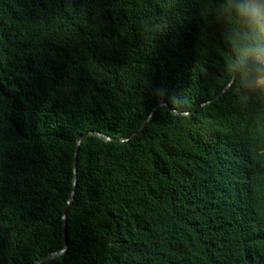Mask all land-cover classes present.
<instances>
[{
	"label": "trees",
	"instance_id": "trees-1",
	"mask_svg": "<svg viewBox=\"0 0 264 264\" xmlns=\"http://www.w3.org/2000/svg\"><path fill=\"white\" fill-rule=\"evenodd\" d=\"M257 55L264 0H0V264H264V64L198 108Z\"/></svg>",
	"mask_w": 264,
	"mask_h": 264
},
{
	"label": "water",
	"instance_id": "water-1",
	"mask_svg": "<svg viewBox=\"0 0 264 264\" xmlns=\"http://www.w3.org/2000/svg\"><path fill=\"white\" fill-rule=\"evenodd\" d=\"M261 62L264 64V57L262 55H257V56H253L247 60L244 61V63L238 68L237 72L235 73V75L233 76L231 82L215 97L213 98L212 100L210 101H207L205 103H202L198 106L199 107H202L210 102H213L215 100H217L220 96H222L226 91L227 89L231 86L235 76L237 75V73L243 69V67L250 63V62ZM159 106H166L168 110H170L171 112L173 113H178L175 109H171L169 107V105L165 102V101H160L152 110L151 112V115L156 111V109L159 107ZM181 114H184V115H188L189 112H181ZM151 115L149 116V118L151 117ZM149 118L145 121V123L141 126V128L135 133L133 134L130 138H133L135 137L137 134H140L143 129L145 128V126L148 124V121H149ZM88 136H95L103 141H106V142H111V141H117V142H123V141H127L129 140L130 138H112L110 136H107L101 132H98V131H87L85 132L83 135L77 137L76 139V150H75V155H74V158H75V161H76V158H77V153H78V149H79V146L82 142V140ZM76 181H77V176H76V164L74 163V171H73V189H72V192H71V195L68 199V201L66 202V205H65V208H64V213H63V227H64V230L66 228V211L68 209V206L69 204L71 203L72 199H73V195H74V189H75V186H76ZM66 250V242H65V247L61 250H58V251H55V252H51V253H48V254H45L43 256H41L35 264H40L42 261L44 260H47V259H54V258H57V257H60Z\"/></svg>",
	"mask_w": 264,
	"mask_h": 264
},
{
	"label": "clouds",
	"instance_id": "clouds-1",
	"mask_svg": "<svg viewBox=\"0 0 264 264\" xmlns=\"http://www.w3.org/2000/svg\"><path fill=\"white\" fill-rule=\"evenodd\" d=\"M258 84H259L261 87H264V75H261L260 79L258 80Z\"/></svg>",
	"mask_w": 264,
	"mask_h": 264
}]
</instances>
